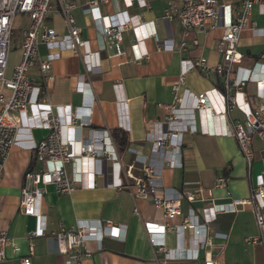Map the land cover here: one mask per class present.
Instances as JSON below:
<instances>
[{
    "label": "crops",
    "instance_id": "0c3cea01",
    "mask_svg": "<svg viewBox=\"0 0 264 264\" xmlns=\"http://www.w3.org/2000/svg\"><path fill=\"white\" fill-rule=\"evenodd\" d=\"M220 1L234 5L238 0ZM145 2L144 5L137 1L128 5L124 0H106L99 2L98 6L101 14L111 21L127 18L131 25L150 22L155 35L144 41L148 51L146 57L132 59L130 45L135 35L132 28L122 33L123 53L115 54L101 32L103 20L93 19L84 0H77L73 9L75 23L82 28V37L89 41L88 47L94 55L82 56L72 50H64L52 62L46 77L40 74L37 66L30 71L33 82L46 87L48 101L54 110L66 113L69 108L80 106L79 118L89 119L90 127L108 128L110 131L121 128L127 132L129 145L125 152L118 151L119 161L124 169L131 165L134 176L140 174L141 159L156 154L151 138L164 129L157 122L162 121L167 112L164 105L174 98L172 86L180 80V60L204 56L213 66L222 59L216 50L222 28L208 32L192 29L184 33L177 19L164 16V9L177 5L179 0ZM252 19L258 27L264 28V13L259 12L256 6L252 10ZM46 23L59 34L66 32L56 10L49 12ZM182 41H185L184 47L180 46ZM158 45L165 48H158ZM237 47L243 53L242 66L252 67L256 61L264 63V34L254 35L246 28L240 33ZM39 50L42 55L48 51L44 44L39 45ZM92 64L98 67L91 68ZM81 80L89 82V89L85 86L82 91L76 88ZM182 88L194 93L206 92L208 103L216 111H221L225 104L222 77L215 72L206 73L198 66L192 68L183 74ZM243 90L250 104L254 105L255 83L247 82ZM91 95L94 103L85 107L84 102ZM121 98L125 101L120 102ZM241 116L237 108L228 109L225 127L231 125L233 118ZM24 120L25 124L18 130L16 143L11 147L0 174V228L7 232L17 247L13 249L12 245H7L6 257L0 264H21L20 260L25 256L30 257L31 264H67L66 255L57 251L53 233L61 226L70 227L79 221L94 226L111 221L116 228L114 231L120 232L119 237L105 236L101 241L88 239L86 250L89 256L83 259L82 264H204L209 252L218 254L221 264H264V245L259 241H245L246 237L260 233L253 205L249 202L235 204L233 211L217 213L208 231L210 244L199 249L197 259L165 260L164 251L152 244L150 233H160L154 235L164 241L166 248H181L188 246L192 231L182 228L163 230L158 225L162 211L155 208L150 200L133 196L134 179L126 176L124 170L119 176L122 184H115L116 165L106 159L95 160L89 165L96 172L93 187L58 192L50 185L37 203L42 218L23 213L19 209V197L24 174L29 168L39 166L32 147L47 133L46 129L33 125L32 119ZM174 125L181 127L182 123ZM86 133V127L76 130V135ZM252 146L253 159L248 167L234 136L184 131L180 147L181 166H164L161 174L151 179V186L158 192H184L201 187V198L193 202L183 198L180 208L183 215L192 208L202 221L203 209L212 214L215 205L250 197L255 177L263 169L260 150L264 140L254 137ZM218 176L227 178L225 187H214ZM262 212L264 214V208ZM181 220L182 216H176L169 221L178 224ZM152 221L158 224H150ZM41 226L43 235L30 236L31 230Z\"/></svg>",
    "mask_w": 264,
    "mask_h": 264
},
{
    "label": "built area",
    "instance_id": "2783aa9c",
    "mask_svg": "<svg viewBox=\"0 0 264 264\" xmlns=\"http://www.w3.org/2000/svg\"><path fill=\"white\" fill-rule=\"evenodd\" d=\"M106 0H84L86 10L95 20H103L101 32L106 44L114 49L115 54L123 53L122 33L127 28L134 31V39L130 47L132 59L140 60L148 55L144 47L146 38L155 35L149 21H141L131 25L127 18L111 21L101 14L99 2ZM130 5L137 1L146 4L145 0H124ZM77 0H0V174L11 147L16 143L17 132L29 119L33 125L47 130L46 135L33 145L35 160L39 166L29 168L24 174V182L20 190L19 209L26 214L42 218L37 209V203L44 195L47 187L52 185L58 192H70L76 187L88 189L95 185L94 168L89 165L101 159L109 160L116 165V183L121 185L120 173L124 170L126 176L133 177L134 197L151 201L152 205L162 211L161 223L152 221L165 229H190L192 235L188 246L181 248H166L164 241L150 233L152 244L164 251V259H197L199 249L209 240L210 224L221 211H233L235 204L252 203L255 221L260 231L259 235L248 236L247 242L259 241L264 245V146H262L261 160L263 169L255 177L248 199H234L226 205L213 206L212 214L203 209L202 221L194 210L182 214L181 199L189 202L201 198L203 189L198 187L184 192H158L151 186V179L161 174L164 166L179 167L180 147L184 131L197 132L207 135L230 134L235 137L243 153L247 166H251L253 159V138L264 140V63L254 62L252 67L241 65L243 53L238 49V40L242 30L248 28L254 35H263L264 28L258 27L252 19V10L256 6L264 13V0H238L231 2L220 0H179L177 5H170L164 9V16L177 19L184 28V33L192 29H202L204 32L222 28L218 37L216 50L221 54V61L209 65L206 57L200 56L195 60L181 59L180 80L172 86L174 98L171 103L164 105L166 114L162 121L157 122L164 127L160 133L151 138L156 154L151 158L140 161V174L131 173V165L124 169L119 161L117 145L108 128L95 129L89 126V119H80L78 109L69 108L66 113L54 110L47 98L45 86L35 84L30 75L33 67L37 66L43 77L48 75L52 62L64 50H72L82 56L94 55L90 51L89 41L82 37V28L75 23L73 9ZM52 10L60 14L66 32L59 34L54 27L46 23V18ZM16 14L28 17V24L23 27L19 42L18 61L8 72V49L13 34L12 23ZM140 18V15H138ZM44 44L48 51L42 55L39 45ZM185 46V41L180 43ZM158 48L165 46L158 45ZM171 48V46H169ZM204 72H215L222 77L225 104L221 111H216L208 103L206 92L194 93L187 88L180 89L183 74L195 67ZM91 68L98 67L96 64ZM253 81L256 88V102L251 105L243 90L247 82ZM89 89V82L81 80L76 88ZM88 86V87H87ZM125 99L121 98L120 102ZM94 103L93 95L84 102L85 107ZM82 106V105H81ZM235 107L242 113L241 117L231 120V125L225 127L228 109ZM182 123L181 127L174 125ZM87 128L86 135H76V130ZM227 178L218 176L214 187H225ZM210 191V190H209ZM137 211V208H134ZM182 216L180 223L169 220ZM118 228V227H117ZM111 221L94 226L83 221L70 227L61 226L53 236L57 243V251L66 255L67 264H82L89 256L86 242L90 238L101 241L105 236H120ZM119 229V228H118ZM30 236L44 234V228L38 227L29 232ZM223 235L221 233H215ZM12 245V239L7 232L0 228V263L5 259V248ZM30 250L33 242H30ZM21 264H31L29 256L22 257ZM204 264H221L220 256L209 252Z\"/></svg>",
    "mask_w": 264,
    "mask_h": 264
},
{
    "label": "rangeland",
    "instance_id": "374dc122",
    "mask_svg": "<svg viewBox=\"0 0 264 264\" xmlns=\"http://www.w3.org/2000/svg\"><path fill=\"white\" fill-rule=\"evenodd\" d=\"M28 17L21 14H16L13 19L12 28H13V34L11 37L9 49H8V69L9 72L10 69L13 67V65L18 61L19 57V38L21 29L26 25Z\"/></svg>",
    "mask_w": 264,
    "mask_h": 264
},
{
    "label": "trees",
    "instance_id": "16d2710c",
    "mask_svg": "<svg viewBox=\"0 0 264 264\" xmlns=\"http://www.w3.org/2000/svg\"><path fill=\"white\" fill-rule=\"evenodd\" d=\"M111 134L117 145L118 151L121 153L125 152L129 145L127 132L121 128H113L111 129Z\"/></svg>",
    "mask_w": 264,
    "mask_h": 264
}]
</instances>
